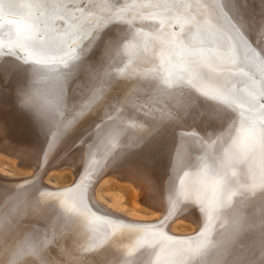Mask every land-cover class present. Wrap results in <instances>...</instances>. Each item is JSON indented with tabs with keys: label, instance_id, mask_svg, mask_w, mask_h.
Masks as SVG:
<instances>
[{
	"label": "snow or ice",
	"instance_id": "6c2138e0",
	"mask_svg": "<svg viewBox=\"0 0 264 264\" xmlns=\"http://www.w3.org/2000/svg\"><path fill=\"white\" fill-rule=\"evenodd\" d=\"M5 64L25 81L59 85L55 104L28 94L23 100L33 109L26 112L32 129L46 138L45 157L90 116L96 120L78 150L93 159L108 145L152 154L177 129L201 153L181 158V188L151 224L93 208L83 180L41 191L54 198L76 192L78 200L66 213L30 224L25 218L44 205L22 195L29 191L23 186L35 188L39 170L18 187L0 185L7 264L25 256L62 264L64 255L91 264H264V0H0V69ZM200 120L220 127L202 134ZM245 201L253 208L259 201V212L229 219ZM182 205L200 213V225L176 237L165 229ZM61 240L72 251L60 246L52 255L50 246Z\"/></svg>",
	"mask_w": 264,
	"mask_h": 264
},
{
	"label": "bare ground",
	"instance_id": "6f19581e",
	"mask_svg": "<svg viewBox=\"0 0 264 264\" xmlns=\"http://www.w3.org/2000/svg\"><path fill=\"white\" fill-rule=\"evenodd\" d=\"M0 73H2L0 78V157L11 162L13 167L0 166L2 176L0 185L6 188L18 187L17 182L30 179L39 170L40 183H37L35 188L30 185L23 186L29 191L22 195L39 197L41 204L44 205L25 218L28 223H37L41 216L54 218L56 210L66 213L68 207L76 204L78 200L76 192L65 193L55 198L48 196L47 193L40 196V192L44 189L54 193L68 189L76 178L83 180L87 186V202L101 212L117 217H119L118 213L123 214L130 220H134L131 222L138 221L140 224H151L164 216L168 197L180 190L179 178L183 176V171L187 170H182L181 158H191L194 161L201 154L189 148L191 143L189 140L178 138V129L169 130L162 140V147L152 154L129 152L127 149L121 151L118 145L115 147L108 145L94 150L96 155L93 159L78 150L82 148L79 144L82 133L91 121L96 120L95 116H90L68 128L64 138L45 157L44 152L48 150L46 138L42 133L38 134L32 129L26 112L33 109L27 108L23 100L25 94H28L37 104H55L58 83L53 79L40 77L25 81L22 77L15 75L14 70H9L8 64L0 69ZM76 95L78 96L79 93ZM201 108L206 110L207 105H201ZM188 123L192 124L193 121L189 119ZM195 126L202 134L205 132L211 134L219 129L220 124L200 120L195 122ZM131 139L132 137L129 136L125 142L128 143ZM74 142L76 147H73ZM174 156L175 164L172 162ZM86 163L89 165L87 171H85ZM65 173L71 174L72 182L59 184L55 177ZM9 178L17 179L9 180ZM185 179L187 181V178ZM110 181L132 190L133 197L130 205H127L126 196L120 189L105 188ZM173 181H175V189L170 191ZM50 204H55L57 209L47 207ZM182 207L184 210L165 229L170 235L176 237L191 236L200 225V213L190 205H182ZM252 212H259V201L255 208L250 207L248 201L237 205L230 211L228 218L246 217ZM221 222H217V228ZM229 231L230 226L226 225L225 234L227 235ZM85 238L81 235L78 240L83 242ZM60 246L66 247L69 252L72 251L69 242L61 240L59 245L50 246L51 254L55 255ZM60 259L62 264H91L90 261L75 260L70 255H64ZM0 264H7V253L2 251H0ZM20 264H38V261L32 256H25Z\"/></svg>",
	"mask_w": 264,
	"mask_h": 264
},
{
	"label": "rangeland",
	"instance_id": "374dc122",
	"mask_svg": "<svg viewBox=\"0 0 264 264\" xmlns=\"http://www.w3.org/2000/svg\"><path fill=\"white\" fill-rule=\"evenodd\" d=\"M9 161H6L4 158L0 157V166H7L9 168H13L12 167V163L9 162ZM19 173V172H18ZM59 184H66V183H71L72 182V176L70 173H65L64 175H60L58 177H55ZM105 188L111 190V189H120L126 196V202H127V205H130V201L133 197V192L131 189L127 188V187H121L119 186L117 183H115L114 181H110L109 183H107L105 185Z\"/></svg>",
	"mask_w": 264,
	"mask_h": 264
},
{
	"label": "water",
	"instance_id": "95a60500",
	"mask_svg": "<svg viewBox=\"0 0 264 264\" xmlns=\"http://www.w3.org/2000/svg\"><path fill=\"white\" fill-rule=\"evenodd\" d=\"M0 177H2V176L0 175ZM16 179H17V178H9V180H16ZM77 181H78L77 178H76L75 180H73V182L71 183V186H69L68 189L72 188L73 184L76 183ZM118 215H119V217H121L122 219H126V220L129 221V222L134 221V220H130L129 218H127V217L124 216L123 214H119V213H118ZM153 221H154V220H153ZM153 221H152V222H153ZM133 223H140V222L135 221V222H133Z\"/></svg>",
	"mask_w": 264,
	"mask_h": 264
}]
</instances>
